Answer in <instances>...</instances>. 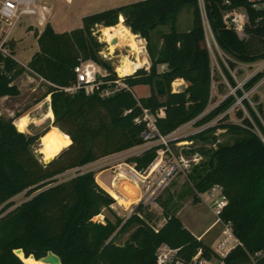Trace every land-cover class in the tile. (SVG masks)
Returning a JSON list of instances; mask_svg holds the SVG:
<instances>
[{
	"label": "trees",
	"instance_id": "16d2710c",
	"mask_svg": "<svg viewBox=\"0 0 264 264\" xmlns=\"http://www.w3.org/2000/svg\"><path fill=\"white\" fill-rule=\"evenodd\" d=\"M201 1L202 11L199 0H141L85 16L81 28L70 32L56 33L46 24L37 39L39 50L26 65L14 59L13 40L6 39L1 44L0 98L20 93L13 81L27 70L47 79L49 85L44 96H50L51 125L70 140L63 137L67 146L45 164L33 146L49 127L26 135L13 123L24 115L17 112L6 118L0 116V264H39L42 259L38 258L48 251L55 253L61 264H157L156 251L161 244L176 249L175 260L181 264L191 263L198 252L195 264L211 260L210 247L166 207L163 206L165 221L159 227L152 223L142 203L128 216L121 217L112 208L113 196L97 183L96 171L81 170L99 158L143 143L141 133L145 124L135 121L142 108L154 114L157 132L165 136L192 120L196 126L204 125L232 104L234 98L228 95L206 110L212 75L203 17L224 54L242 63L264 60V44L256 50L250 43L252 38L262 43L263 8H254L248 0ZM187 6L192 10L191 26L178 31L177 15ZM235 9L245 11L243 32L248 35L247 40L239 38L223 22L222 14ZM120 16L123 26L145 41L149 59L147 69L140 67L130 74H119L122 76L109 61L102 59L104 44L93 35L96 27L116 26ZM163 25L169 26V30L161 35L160 46L156 47L152 34ZM70 40L78 48L64 51L63 46ZM81 60L102 66L106 73L97 78L104 82L90 93L83 88L64 91V87L76 82L74 68ZM160 65H164L162 70L158 68ZM157 76L167 82L168 92L164 96H157L153 90L152 82ZM263 76L264 67L245 82L246 90ZM228 78L231 80L230 75ZM116 79L125 86L101 96L99 91L112 87ZM175 79H182L185 85L172 91L171 82ZM138 85H147L149 94L136 97L133 88ZM241 102L258 125L261 136L249 124L226 121L225 113L217 118L216 124L190 137H200L217 128L242 135L210 149L207 157L193 168L189 179L196 192L219 186L227 200L221 217L231 222L241 245L220 258L222 264H245L249 256L255 264H264V128L247 100ZM258 110L264 112L262 104ZM162 147L165 148L161 143L153 144L127 161L143 170ZM68 170H73V174L61 177ZM20 193L25 199L13 206L12 198ZM99 214H103V221L93 219ZM127 231V237L118 242ZM17 248L23 253L19 257L14 253ZM30 254L37 261L28 258Z\"/></svg>",
	"mask_w": 264,
	"mask_h": 264
},
{
	"label": "rangeland",
	"instance_id": "374dc122",
	"mask_svg": "<svg viewBox=\"0 0 264 264\" xmlns=\"http://www.w3.org/2000/svg\"><path fill=\"white\" fill-rule=\"evenodd\" d=\"M138 1L141 0H36V6L44 5L52 9L55 12V19L53 20L55 29L57 31L70 29L66 31L70 32L81 28L82 17ZM199 7L202 11L203 5L201 0H199ZM238 12L241 16V21H243V28L236 33L239 38L247 40L248 35L243 32L247 21L245 11L239 9ZM226 15L227 12H224L222 18H226ZM121 19L123 18H119L120 22L118 24L123 25ZM191 20V7H184L177 15L176 29L178 31L188 29L191 26ZM36 25L37 21L35 16H20L18 20L9 23L0 20L1 37L3 39H8L10 35L9 37L15 39L16 59L22 63L29 60L31 54L39 50L37 39L43 31L44 26L38 28ZM202 26L205 31V46L210 56L212 75L210 102L206 110L213 108L226 96L230 95L234 98V101L227 110L217 118L222 117L226 113V121L249 124L248 126L261 136L258 125L245 107V104L241 101L242 99L247 100L249 106L255 111L258 121L264 128V112L258 110L259 104H262L264 108V76L250 89L246 90L245 87V82L252 77L255 72L263 69L264 65L262 66L261 64L264 63V60H258L256 62L258 64L254 66L235 61L232 57L224 54L218 48L209 32L210 30L208 29L204 17ZM109 30L110 28L96 27L93 31V35L97 38L99 43L104 44L100 56L103 60H107L112 64L117 74H130L135 68L137 69V67L142 64L146 69L149 67L146 43L143 39L137 36L139 40L138 53L130 50V48L127 49L125 43H122L123 45L121 44L122 47L110 49V47L114 46L116 43L111 44V41L105 39V35H107V31ZM168 30L169 26L167 25L157 27L152 34L153 45L159 47L161 35L167 33ZM252 39L250 43L254 49H261L264 44V37H262V43L256 38ZM63 47L64 51L70 52L78 48L74 40H70L69 43ZM79 58L82 59L81 55ZM137 59L142 60V64L135 62ZM129 60L135 63L132 65L130 64L127 69L124 67V62H129ZM98 66L100 73L104 74L105 69L100 65ZM158 68L160 69V66ZM228 75H230L232 82L228 78ZM16 84L17 87H19L20 93L14 98H7L6 100L0 101V116L4 118L10 117L8 116L9 112L6 108H12V116L17 112L27 111V114L24 116H27L28 121L23 130L18 129L15 122L16 120L13 122L16 129L20 132L23 131L26 135L35 134L49 127L48 131L42 137L38 138L33 146L35 154L42 161L44 155L40 149L42 148L43 141L52 142L56 137H59L64 147H66L67 145L63 137L69 138L61 132L59 128L51 125L53 118L51 119L50 117H53V114L49 110L50 96L48 97L49 99H47L46 95L44 96L49 81L27 70L26 74H23L17 79ZM180 88V81L174 80L171 82L172 91ZM133 92L136 97L146 96L149 94V87L147 85H138L133 88ZM238 92L242 95L240 96ZM217 118H214L204 125L196 126L190 124L186 126V124L183 129L170 134L168 137L169 141L167 142L168 150H163V147L157 150L155 159L143 170L136 169L133 163L127 161L128 157L133 156L132 151L112 155L93 165L92 167L95 168V171L106 169L98 178L105 179L109 177L111 173L114 174L116 172V175L119 176L117 177L118 179L121 178L122 181L126 180L127 183L129 182L128 184H123V182L116 183L115 188L112 189V191L117 194H115L117 198L113 197L115 199V203L112 205L113 210L119 216L126 217L132 213L134 207L138 203H142L143 207H146V211L150 213L152 223L155 227H159L165 221L164 206L169 213H174L187 229L197 238H200L213 251V247L220 237L222 229L221 224H214L215 216L212 203L216 192L212 193L210 190L196 192L189 179V174L192 173L195 166L207 157L210 149L218 144L231 143L239 138L242 133L217 128L201 134L200 137L191 138L190 136L208 126H213L217 123ZM245 119L248 122H245ZM153 144L158 143H148L149 146ZM195 153L200 156L197 162H191L189 167L177 169L169 176L166 175L167 170H169L168 166L174 159L178 158L180 155L189 158ZM133 169L136 172L133 171ZM72 174L73 170H68L61 177H68ZM164 177H166L165 180ZM131 180L135 181L137 185H130ZM108 192L110 193V191ZM136 192L140 193V198L137 200L133 196ZM24 199L25 196L23 193L17 194L12 198L14 203L13 206L19 204ZM104 214H108L107 211H104ZM103 217V214H99L93 219L103 221ZM128 233L129 231L122 234L118 242H122L127 237ZM42 261L43 260H41L40 263ZM192 262L195 261L193 260ZM220 263H222L220 261V256L213 251L212 258L207 264ZM245 264H255V262L249 256V260Z\"/></svg>",
	"mask_w": 264,
	"mask_h": 264
},
{
	"label": "built area",
	"instance_id": "2783aa9c",
	"mask_svg": "<svg viewBox=\"0 0 264 264\" xmlns=\"http://www.w3.org/2000/svg\"><path fill=\"white\" fill-rule=\"evenodd\" d=\"M253 3L254 8H263L264 9V0H248ZM32 0H4L0 3V20L9 23L14 20H18L20 16L26 14L34 13V9L31 8ZM239 9H235L232 11L227 12L226 18H222L223 22L226 27L233 29L235 32L242 30L243 28V21H241V16L238 12ZM246 16V14H245ZM208 29L209 25L206 22ZM205 32V31H204ZM210 32V31H209ZM211 33V32H210ZM1 34V32H0ZM2 35V34H1ZM0 35V47L1 44L6 40L3 39ZM141 66L137 67H143ZM145 67V66H144ZM146 68V67H145ZM164 68V65H160V70ZM136 69V68H135ZM74 71L76 73V82L70 86L64 87V91L67 92H74L78 88H83L86 93H90L93 90H98L101 83L104 81L98 80V75H103L99 71V66L94 63L93 61H81L75 68ZM106 73V71H105ZM104 73V74H105ZM119 75V74H118ZM122 76V75H119ZM105 83L111 84L110 81H105ZM114 85L110 88L100 90L99 93L101 96L109 95L120 87H124L125 85L119 80L116 79L112 82ZM136 122H144L145 129L141 133V137L143 143L138 146H143L148 143H161L165 146L163 150H168L167 142L169 141L170 134H173L175 131H179L186 126L193 124L194 121H189L180 127H178L173 132L169 133L168 135H159L155 126V116L152 114L148 109L142 108L141 115L135 118ZM200 156L195 153L191 157L186 158L182 155L178 156V158L174 159L167 170L166 175L169 176L173 171L177 169L187 168L191 165V162H197ZM133 171H135L133 169ZM136 172V171H135ZM166 177H164V180ZM212 193L216 192L212 207L213 213L215 216L214 224H221V235L218 238L215 246L213 247V251L215 254L223 258L232 248L237 245H241L239 239L235 236L231 222L229 220H223L221 217L222 211L227 204V200L222 194L221 188L217 185L211 187L209 189ZM200 252L193 258L196 260V257L199 255ZM176 249H172L165 244H161L156 251V262L157 264H181L178 260H175ZM210 261L206 260H199V264H207ZM189 264H195V262H191ZM222 264V263H220Z\"/></svg>",
	"mask_w": 264,
	"mask_h": 264
},
{
	"label": "crops",
	"instance_id": "0c3cea01",
	"mask_svg": "<svg viewBox=\"0 0 264 264\" xmlns=\"http://www.w3.org/2000/svg\"><path fill=\"white\" fill-rule=\"evenodd\" d=\"M2 1H4V0H0V3L2 2ZM31 8H33L34 9V13H32V14H26V16H35L36 17V21H37V25L36 26H38V28H41V26H45L46 24H49L50 26H51V28L53 29V31L54 32H56V33H63V32H66V31H68V30H70V29H68V30H65V31H57L56 29H55V27H54V24H53V20L55 19V12L52 10V9H50V8H48V7H46V6H44V5H41V6H36V0H32V4H31ZM22 16H25V15H22ZM83 18V17H82ZM119 18H121V16L119 17ZM118 22H120L119 21V19H118ZM121 23L123 24V19H121ZM45 24V25H44ZM81 27V26H80ZM125 27V26H124ZM79 28V27H78ZM126 30H127V32L131 35V36H133V37H136L137 39H138V37L137 36H135V35H133V34H131L130 33V31H129V29L128 28H126ZM10 36V35H9ZM8 36V39H11V40H13V42H14V59L15 60H17L16 59V44H15V39L13 38V37H9ZM131 50H132V48L131 47H129ZM133 51V50H132ZM35 53V52H34ZM33 53V54H34ZM33 54H31V56H30V58H29V60L31 59V57H32V55ZM29 60H27L26 62H24V63H22V62H20V61H18V62H20L21 64H23V65H26L27 64V62L29 61ZM257 61H255V62H252V63H244V64H246V65H252V66H254L255 64H258V63H256ZM260 65V64H259ZM262 66L264 65V63H262L261 64ZM27 73V71H25V72H23L20 76H18L13 82L16 84V81H17V79L19 78V77H21L23 74H26ZM255 73H257V72H255ZM254 73V74H255ZM253 74V75H254ZM176 81H180V86H181V88L185 85V83H184V81L182 80V79H175ZM17 85V84H16ZM18 89H19V87H18ZM176 90H178V89H175V91ZM20 91V90H19ZM174 91V90H173ZM14 97H16V96H3V97H1L0 98V101H2V100H6L7 98H14ZM49 97V95H47V99H49L48 98ZM6 110L9 112L8 113V116H12V114H11V111H12V108H6ZM49 110L51 111V109H50V107H49ZM52 112V111H51ZM20 113V116H22V115H26L27 114V111H22V112H19ZM19 116V117H20ZM24 117V116H23ZM53 117H51V119H52ZM48 119V118H47ZM16 122V121H15ZM57 128V127H56ZM23 132V131H22ZM147 147H149V145L148 144H145V145H141V146H135V147H132V148H130V149H128V150H125V151H122V152H126V151H132V153H133V155H135V154H137V153H140V152H142L144 149H146ZM122 152H119V153H122ZM115 154H118V153H115ZM115 154H111V155H107V156H105V157H102V158H99V159H97V160H95L94 162H91V163H89V164H86V165H84V166H82L81 167V170H88V169H91V170H94L95 171V168H93L92 166L93 165H95L96 163H98V162H100L101 160H104V159H107L108 157H110V156H112V155H115ZM104 170H106V169H100L99 171H96V173H95V179H96V181H97V183L101 186V187H103L105 190H107V191H110L111 189H113V188H115V186H116V183L118 184V183H120V182H123V184H128L127 183V181L126 180H123L122 181V179L121 178H117V177H119V176H117L116 174V172L114 173V174H110L109 175V177H107V178H105V179H101V178H98V176H101V174H102V172L104 171ZM113 179V180H112ZM116 180H117V182H116ZM114 185V186H113ZM130 185H132V186H134V185H137L136 184V182L135 181H133V180H131V182H130ZM125 192V191H124ZM126 193V192H125ZM116 194V193H115ZM127 194V193H126ZM139 194L140 193H138V192H136L133 196L135 197V199L137 200V199H139L140 198V196H139ZM117 195V194H116ZM119 198V197H118ZM118 203V202H117Z\"/></svg>",
	"mask_w": 264,
	"mask_h": 264
},
{
	"label": "bare ground",
	"instance_id": "6f19581e",
	"mask_svg": "<svg viewBox=\"0 0 264 264\" xmlns=\"http://www.w3.org/2000/svg\"><path fill=\"white\" fill-rule=\"evenodd\" d=\"M105 39L107 41H112L113 39H116V44L114 46H111L110 49H114L115 47H120L122 43H125L126 47L128 48L131 47L133 51H136L138 53L139 40L136 37L131 36L123 25L117 24L116 26L110 28V30L107 31V35H105ZM135 62L142 64V60L139 59H137ZM135 62H132L130 60L129 62L125 61L124 67L128 69L129 65L130 64L132 65ZM27 121H28L27 116L18 119L16 121V125L18 129L23 130L27 125ZM63 148H64V144L62 143L59 137H56L52 142L43 141L42 148L40 149V151L43 153L44 157H48L59 153ZM110 195L117 198L115 193L112 191V189L110 190ZM32 259L34 261H37L34 258ZM42 264H50V263L43 262Z\"/></svg>",
	"mask_w": 264,
	"mask_h": 264
},
{
	"label": "water",
	"instance_id": "95a60500",
	"mask_svg": "<svg viewBox=\"0 0 264 264\" xmlns=\"http://www.w3.org/2000/svg\"><path fill=\"white\" fill-rule=\"evenodd\" d=\"M115 43H116V39H113L111 41V44H115ZM126 48L129 49L128 47H126ZM152 87H153V90L157 96H164L168 92L167 82H166L165 78L161 77V76H157L153 79ZM57 154H55L53 156L43 157L42 162L45 164L50 162L51 160H53L56 157ZM14 253L19 257L18 254L22 253V250L20 248H17L14 250ZM28 257L34 258L32 254L28 255ZM38 259H42L44 262L50 263V264H61L59 257L55 253H53L52 251H48L45 256L40 257Z\"/></svg>",
	"mask_w": 264,
	"mask_h": 264
}]
</instances>
